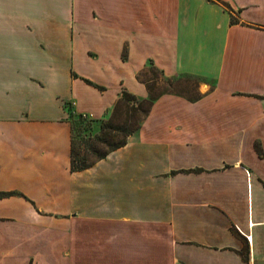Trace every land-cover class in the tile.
<instances>
[{"label": "crops", "instance_id": "0c3cea01", "mask_svg": "<svg viewBox=\"0 0 264 264\" xmlns=\"http://www.w3.org/2000/svg\"><path fill=\"white\" fill-rule=\"evenodd\" d=\"M146 64L199 97L71 171L67 105L147 97ZM0 191V264H264V0H0Z\"/></svg>", "mask_w": 264, "mask_h": 264}, {"label": "trees", "instance_id": "16d2710c", "mask_svg": "<svg viewBox=\"0 0 264 264\" xmlns=\"http://www.w3.org/2000/svg\"><path fill=\"white\" fill-rule=\"evenodd\" d=\"M231 21L233 22L234 19L232 18ZM151 66L154 69H156V67H154L153 65ZM156 70L160 72L158 69ZM160 74L162 75L161 72ZM85 81L90 82L88 80ZM142 81L145 82L148 91L147 97L140 98L123 89L120 92L118 99L115 101L112 107L110 117L105 121H101V124L99 126V131L93 134L92 136H87V138L81 137L80 143L78 144L75 142V134L73 131L74 126L73 123L70 121V127H71L70 170L71 171L82 170L92 165L94 162L101 159L102 157H104L108 152L124 145L127 141L128 136L137 129L139 124L146 116L152 101L162 93L171 92V91L154 92L152 86L149 84L150 81L148 79H142ZM172 93H177V92H172ZM177 94H181L186 98H188L189 100H194L197 97H199L198 93L194 97H190L182 93H177ZM130 102H135V104ZM67 109L69 115H71L70 105H67ZM122 109L124 113H126V116L128 115V117H125V119L121 124L118 125L113 124V122L111 121L112 118L117 116V114H119ZM130 115L131 116L139 115V119L137 117L138 126L135 129L130 128V123H129ZM78 116L80 117L82 116V114L78 113ZM78 128H80V126H78ZM117 133H121L122 137L114 140ZM98 143H101L106 147L103 150H100L98 148ZM13 193L14 191H6V192L0 191V197Z\"/></svg>", "mask_w": 264, "mask_h": 264}, {"label": "rangeland", "instance_id": "374dc122", "mask_svg": "<svg viewBox=\"0 0 264 264\" xmlns=\"http://www.w3.org/2000/svg\"><path fill=\"white\" fill-rule=\"evenodd\" d=\"M142 75V79H148L150 82L149 84L152 86L154 92L160 91H171L182 93L184 95L194 97L197 95V86L201 82L200 78L191 76V75H178V76H164L161 75L156 69H154L150 64H146L145 68L140 73ZM134 103L135 102H130ZM71 108V115H69V121L73 123L74 126V134H75V142L78 144L80 143V138H87V136H92L93 134L99 131V126L101 121H105L110 117V113L99 120H92L88 115L78 116V113L75 112ZM126 113H124L123 109L120 111L117 116L112 118L113 124H121L125 119ZM139 115L129 116V123L130 128H136L138 126ZM80 126V128H78ZM88 127V128H86ZM80 130V131H79ZM122 137L121 133H117L114 140L119 139ZM106 146L98 143V148L103 150Z\"/></svg>", "mask_w": 264, "mask_h": 264}]
</instances>
